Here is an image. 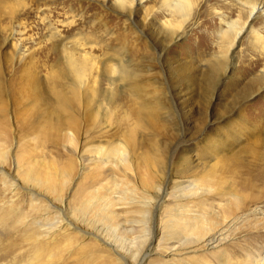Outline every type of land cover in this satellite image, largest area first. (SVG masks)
Returning <instances> with one entry per match:
<instances>
[{"label": "rangeland", "instance_id": "obj_1", "mask_svg": "<svg viewBox=\"0 0 264 264\" xmlns=\"http://www.w3.org/2000/svg\"><path fill=\"white\" fill-rule=\"evenodd\" d=\"M189 1L182 22L162 0L128 3L130 18L114 0H0V264H264V16ZM165 20L186 32L167 45ZM229 21H248L234 42ZM83 56L99 118L77 101L68 60ZM118 58L146 87L141 125L142 105L110 80ZM239 133L233 150L204 143ZM122 146L125 158L94 153ZM180 183L202 191L181 202ZM178 205L203 218L191 242L162 238Z\"/></svg>", "mask_w": 264, "mask_h": 264}, {"label": "bare ground", "instance_id": "obj_2", "mask_svg": "<svg viewBox=\"0 0 264 264\" xmlns=\"http://www.w3.org/2000/svg\"><path fill=\"white\" fill-rule=\"evenodd\" d=\"M143 1L144 0H114L113 4L118 9H121V10L123 9V10L128 11V17L130 18V16L132 15V12L130 11V7L127 6V4L128 3H132V4L136 3L139 6L143 3ZM162 2H163L164 10L166 12H168L171 15L172 14L173 15L179 14L181 16V21L182 22L186 21V19L189 16V7H190V1L189 0H162ZM239 2H240L239 4H241V6H243L247 9L248 21L254 17L264 16V1H262V0H260V1H257V0H239ZM247 22L244 25L240 26L239 28L236 26V24L234 22H231V21L226 22L225 30H221L220 34H221V36L223 35L225 37H228V36L232 37L233 42H234L242 33ZM159 29L163 34V38H164L163 41L166 43V45L170 44L174 41L179 40L186 33L184 30L183 31L181 30V25L176 26L173 23H171L169 20L159 22ZM233 42H231V45L234 44ZM89 61H90L89 59H87L85 56H83L82 64H78L76 62V60H74L73 58L70 57L68 60V66L71 69V71L75 74V86H76L75 90H76V95H77V101H79L81 109L83 111H86L90 116H93L95 114L96 116L98 115L100 117V115H101L100 112H98V110L96 108H94V106H92V103H93L92 93L90 92V90L87 91L85 88V85L83 84V82H84L83 81V75H84V71H85L84 68H85V65H87ZM125 62H126V60H124L123 58H118L116 60L115 66L111 67V68H113L114 76L111 77L110 80H115V81L119 82L124 89H126L129 93H132V95L135 96L139 105H142L141 109H140L141 111L135 113V120H136L135 123H136V125H141L142 123H145V121H146V119L144 117L145 113L146 114L147 113L152 114V112H150L149 109L147 110L146 106L143 103L144 98H145L144 96L147 94L146 93L147 90H146V87L144 85H142L141 83L138 82L137 75L134 72H132L131 69H128V66L125 64ZM231 64H232V62H230L229 64L226 62L223 65L222 64L217 65L219 67L222 66V68L220 70L221 71V74H220L221 80H224V79L230 77L231 71H230L229 67ZM106 65H107V63H106ZM233 66H234V64H233ZM87 67H88V65H87ZM105 70H107V69H105ZM105 70H104V73H106ZM107 73H109V72H107ZM107 75L109 76V74H107ZM259 80H260V82H262V86L259 88V91H260V90L264 89V72L262 74V78ZM254 94L255 93L252 92L250 94V96H252ZM62 105L66 107L68 105L67 101H63ZM151 111H153V110H151ZM87 113H86V116H87ZM97 117H95L94 119H96ZM101 117H102V115H101ZM86 119H87V117H86ZM94 119H92V120H94ZM243 125H244L243 126L244 129L247 128V125L245 123ZM241 129H242V126H241ZM244 129H242V131ZM253 130H252V133L249 134L247 140L254 139L256 137L255 134L257 135V133L262 132L261 126H256ZM225 138H226L225 136H220L218 138H211V139L207 137L204 139V143H207V145L209 146V148L213 152L216 150L221 151V152L226 151V150H228V148L226 147L227 145H229L230 147L233 146L232 148H230V150H233V148H235L237 145H239V140H240L241 136L239 133L238 137H236V139L231 138V140H233V141H231V143L228 142V144L225 143L226 142ZM256 142H258V141H252L253 144ZM257 146H262V143L257 144L256 147ZM240 149H241L240 153H243L246 151L245 148H240ZM94 150H95L94 153L97 152V155H98V152H103L104 154H106L107 155L106 160L108 158H110L111 156L116 155V154L123 155V157L125 158V153H126V151H125L126 149L124 146H122L121 149H118V150L115 148L110 149V150H106L103 147L97 148V149L95 148ZM253 157L261 160L260 157L256 154H254ZM180 158L181 157H179V159ZM126 160L127 159H121V161L125 162V163H126ZM143 163H145L146 166H148V164H149V162L147 160H145ZM181 185H182V183H180V185H176L175 188L181 187ZM199 190L202 191L201 188L196 186V183L195 184L189 183L187 186L181 187V191H179V194L176 196V198H178L179 201L182 202L184 199H186L190 195L197 194V191H199ZM144 204H146V203L144 202ZM160 204H161L160 200H158L157 206H156L157 209H159ZM184 206H186V205H178V206L172 208L173 213L171 212L172 215L169 216L171 218L168 222L169 225L167 224V226H169V231L166 232L167 234L165 236L162 235V238H164V239L171 238V239H176V240L182 241V242H186L189 239V242H191V240H190L191 238H187V235H189L190 233L192 234V232L196 231L197 224L199 222H202L203 218L200 215L193 213L194 211L191 210L190 208L185 209ZM188 216H190L191 218H188ZM66 221L70 223V220H68L67 218H66ZM186 222H188V223L186 225L187 226L186 229H184V231L186 232V235L184 236L183 233L180 231V227H181L182 223L184 224ZM206 222H205V224H206ZM206 228H208V227H206ZM206 230H208V229H206ZM210 231H211V229H210ZM202 233H203V231H202ZM200 236H199V238L198 237L196 238L197 241L198 240L203 241V242L207 241V240H203ZM98 239H100V241H103L108 246H111V247L113 246V249H115L114 251L117 252V255H119V257L123 258V256L121 255L122 249L120 250L119 249L120 247H118V245L116 246L115 241L103 240L102 235ZM207 243H209V244H205V245L210 246L213 243L212 239L208 240ZM146 257H147V255H144L138 264H142Z\"/></svg>", "mask_w": 264, "mask_h": 264}]
</instances>
